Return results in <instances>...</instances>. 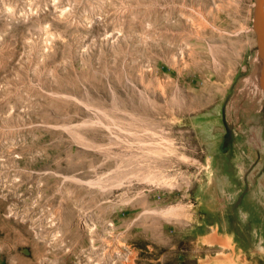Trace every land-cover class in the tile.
<instances>
[{
	"label": "rangeland",
	"instance_id": "rangeland-1",
	"mask_svg": "<svg viewBox=\"0 0 264 264\" xmlns=\"http://www.w3.org/2000/svg\"><path fill=\"white\" fill-rule=\"evenodd\" d=\"M254 10L0 0V264H264Z\"/></svg>",
	"mask_w": 264,
	"mask_h": 264
},
{
	"label": "water",
	"instance_id": "water-1",
	"mask_svg": "<svg viewBox=\"0 0 264 264\" xmlns=\"http://www.w3.org/2000/svg\"><path fill=\"white\" fill-rule=\"evenodd\" d=\"M253 28L258 41V50L261 64L259 84L264 94V0H255Z\"/></svg>",
	"mask_w": 264,
	"mask_h": 264
},
{
	"label": "bare ground",
	"instance_id": "bare-ground-1",
	"mask_svg": "<svg viewBox=\"0 0 264 264\" xmlns=\"http://www.w3.org/2000/svg\"><path fill=\"white\" fill-rule=\"evenodd\" d=\"M261 72V71H260ZM260 75V74H259ZM259 75H258V78H259ZM258 89H259V91H261V88H260V86H258L257 87ZM248 90L247 89H245L244 87H243V85H241V87H240V95L239 96H244L245 94H246V92H247ZM204 127V126H203ZM210 136H209V134L206 132V138H209ZM211 140H210V144H211ZM224 160V159H223ZM221 184V185H220ZM223 184L224 183H219V189H222V188H224V186H223ZM251 184V183H250ZM237 185H235V186H233V188H235ZM225 188L227 189H225L226 191H227V193H228V195H229V199L230 200H235L236 198H237V196H236V190H237V193H239L240 192V190H241V188H238V189H236L235 191H234V189L232 190V186L230 187V185H228L227 183H226V186H225ZM262 196V198H263V195H261ZM263 201H264V198H263ZM249 206V203H248V199H244L243 200V202H242V204H241V207H240V211L242 212V218L243 219H246L247 221L246 222H249V221H251L252 220V211L250 210V208L248 207ZM225 217V216H224ZM252 222V221H251ZM250 222V223H251ZM261 226V225H260ZM258 237H259V234H258ZM260 238V237H259Z\"/></svg>",
	"mask_w": 264,
	"mask_h": 264
},
{
	"label": "crops",
	"instance_id": "crops-1",
	"mask_svg": "<svg viewBox=\"0 0 264 264\" xmlns=\"http://www.w3.org/2000/svg\"><path fill=\"white\" fill-rule=\"evenodd\" d=\"M232 151H233V149H231L230 150V155H231V153H232ZM251 156V154L249 153L248 154V157L249 158H252V157H250ZM263 160V159H262ZM217 163H220V162H217ZM228 164L227 162H223V163H221L220 165H219V167H223V165H226V164ZM230 166L233 168V169H235V171L237 170V168H236V163H230ZM237 172H238V170H237ZM239 173V172H238ZM240 191H243L242 189L240 190ZM241 197H243V196H241ZM241 199V198H240ZM242 214V213H241ZM218 219V218H217ZM217 219H216V224H217ZM253 219V218H252ZM241 221V219H240V216L238 217V214L237 213H235L234 214V217H233V215H231V218H229L228 216H227V221L229 222V225L230 226H227V228H226V230H229V231H231L232 230V232L234 231V225H235V221ZM218 221L220 222V221H224L225 222V220H222V218H220V219H218ZM247 221V220H246ZM242 222V221H241Z\"/></svg>",
	"mask_w": 264,
	"mask_h": 264
}]
</instances>
